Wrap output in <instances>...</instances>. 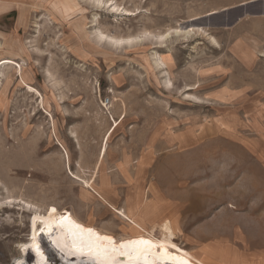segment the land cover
I'll return each mask as SVG.
<instances>
[{"label":"rangeland","instance_id":"obj_1","mask_svg":"<svg viewBox=\"0 0 264 264\" xmlns=\"http://www.w3.org/2000/svg\"><path fill=\"white\" fill-rule=\"evenodd\" d=\"M263 239L264 0H0V264H260Z\"/></svg>","mask_w":264,"mask_h":264},{"label":"bare ground","instance_id":"obj_2","mask_svg":"<svg viewBox=\"0 0 264 264\" xmlns=\"http://www.w3.org/2000/svg\"><path fill=\"white\" fill-rule=\"evenodd\" d=\"M102 1V0H101ZM97 3V2H96ZM114 40V39H113ZM114 41H116V42H120V41H122L121 39H116V40H114ZM15 63H17V62H14L13 60H9V59H4L3 60V64H15ZM9 66V65H8ZM11 67V66H10ZM19 71H20V69H19ZM21 72V71H20ZM116 122V121H115ZM116 126H117V124H116ZM112 132V131H111ZM111 134V133H110ZM109 134V135H110ZM109 135H108V137H107V140H108V138H109ZM104 144V143H103ZM106 147H107V143L105 142V144H104V146L101 148V150H100V155H99V157H100V159L101 158H103L104 156H105V153H106ZM62 150H64V153L66 154V156H67V158H68V153H67V151H66V149L64 148V147H62ZM64 154V155H65ZM207 165V164H206ZM207 172V171H206ZM208 173V172H207ZM90 183V182H89ZM87 184V183H86ZM104 199V198H103ZM13 200H19L24 206H26L27 208L26 209H24V211H28L27 209H29V210H31V209H33V208H35L36 207V205L35 204H33V203H31V202H29V201H26L25 199H23V198H15V199H13ZM105 200V199H104ZM8 202V201H7ZM5 205V204H4ZM22 208H24V207H22ZM122 209V208H121ZM122 210H124V209H122ZM121 211V210H120ZM119 212V211H118ZM125 212V211H124ZM123 212V213H124ZM126 213V212H125ZM124 215V214H123ZM133 221L137 224V225H139L142 229H144L146 232H151L152 233V231L151 230H147V229H145V227L143 226V225H141V224H139L135 219H133ZM160 227L164 230V235H165V239H164V237H163V239H164V241H165V243L167 244V242L168 241H172V237L175 235L174 234V232L172 231V228H171V225H170V222L168 221V220H166L163 224H161L160 225ZM153 228V227H152ZM160 228V229H161ZM162 230V231H163ZM157 232V231H156ZM254 232V231H253ZM256 232H258V231H256ZM149 234V233H148ZM153 234V233H152ZM155 234V233H154ZM252 234V233H251ZM259 234V233H258ZM260 235V234H259ZM163 236V235H162ZM256 236V235H255ZM258 238H260V237H258ZM258 238H256L257 239V241H261V240H259ZM261 239V238H260ZM168 240V241H167ZM264 240V239H263ZM163 241V240H162ZM254 241V240H253ZM262 242V241H261ZM172 244V243H171ZM261 244H263V243H261ZM173 245V244H172ZM131 250H132V262L130 263V264H143V258H142V256L140 255V253L138 252V249H136L135 248V245H132L131 246ZM181 253H180V257H181V260H182V264H216L215 262H207V261H205V260H203V259H201V258H199V257H197L195 254H192V253H190V252H188V251H186V250H183V249H181V251H180ZM42 253V252H41ZM38 260H39V262L41 263V264H49V260H47L45 257H43L42 255H38V258H37ZM36 259V260H37ZM262 260V261H261ZM260 264H264V258H263V256L260 258ZM180 262H178L177 264H181ZM51 264H54V262L53 263H51ZM102 264H110L109 263V259H106L105 261H103V263ZM223 264H229L228 262H226V263H223Z\"/></svg>","mask_w":264,"mask_h":264},{"label":"snow or ice","instance_id":"obj_3","mask_svg":"<svg viewBox=\"0 0 264 264\" xmlns=\"http://www.w3.org/2000/svg\"><path fill=\"white\" fill-rule=\"evenodd\" d=\"M131 243H137V242H131ZM140 243H144L147 244V241H141ZM83 247H87L89 249V251H91L93 245L89 242L87 244H84L83 241L81 242V249H83ZM96 255L99 257L102 255V253L100 251H97Z\"/></svg>","mask_w":264,"mask_h":264},{"label":"built area","instance_id":"obj_4","mask_svg":"<svg viewBox=\"0 0 264 264\" xmlns=\"http://www.w3.org/2000/svg\"><path fill=\"white\" fill-rule=\"evenodd\" d=\"M109 103H110V99L109 98H106L104 105H108Z\"/></svg>","mask_w":264,"mask_h":264},{"label":"crops","instance_id":"obj_5","mask_svg":"<svg viewBox=\"0 0 264 264\" xmlns=\"http://www.w3.org/2000/svg\"><path fill=\"white\" fill-rule=\"evenodd\" d=\"M249 264H251V263L249 262Z\"/></svg>","mask_w":264,"mask_h":264}]
</instances>
